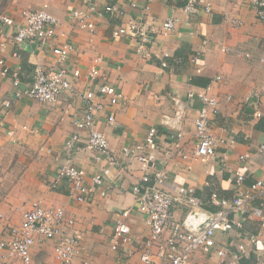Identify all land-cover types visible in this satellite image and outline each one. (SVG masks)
Returning <instances> with one entry per match:
<instances>
[{
    "label": "crops",
    "instance_id": "obj_1",
    "mask_svg": "<svg viewBox=\"0 0 264 264\" xmlns=\"http://www.w3.org/2000/svg\"><path fill=\"white\" fill-rule=\"evenodd\" d=\"M94 1L101 14H91L92 31L79 27L71 15L74 9L87 10L83 0H38L36 6H27L45 7L58 18L56 35L48 44L33 41L16 47L12 29L0 23V40L5 42L0 58L10 73L17 72L22 88L30 85L37 66L55 64L51 48L64 41L73 47L64 62L67 69L80 72L77 77L69 73L75 90L60 94L52 103L24 94L3 110L5 125L13 133L6 137L0 130V235H7L9 226H18L22 213L38 201L43 206H61L74 218L71 231L78 236L80 247L66 264H143L137 245L148 235V227L131 188L144 170L134 159L122 157V147L143 141L154 126L160 134L157 149H152L156 159L165 160L162 151L169 135L178 132L190 155L196 143L194 117L201 101L189 99L187 92L206 90L218 100L210 124L217 141L215 154L193 160L175 152L165 163L163 187L174 191L181 185L193 186L202 208L215 212L220 207L210 202V192L216 190L230 198L235 171L244 173V184L264 179V150L258 152L264 143V23L249 0H201L192 13L183 9L182 0H137L139 7H132L128 0ZM206 4L210 7L207 12ZM106 5H114L124 14L104 12ZM144 5V19L153 29L152 37L142 44L129 35L113 37V29L138 18ZM19 12L12 0H0V16L17 18ZM170 13L177 17V24L162 34L160 24ZM243 51L251 52L252 57H245ZM97 56L102 58L97 64L99 75L91 79L88 70ZM162 62L167 65L163 67ZM10 80L9 75L0 80V107L4 98L12 95ZM98 82L113 83L125 96L124 104L115 108L113 124L107 122L104 113H99L96 121L112 155L119 159L114 166L107 158L97 162L95 151L84 143L72 151L65 146L75 129L74 120L86 109L81 93L94 89ZM175 100L181 105L178 114ZM245 153L249 158L240 160L239 155ZM71 162L86 170L88 181L91 174L108 167L105 196L77 202L70 195L69 184L56 177L58 166ZM255 207L264 210V198L249 201L244 212L227 209V220L215 229L220 245L230 250L243 246L241 264H264V225L253 212ZM125 209L129 211L125 222L131 240L113 250L110 235ZM188 209V205L176 203L175 220H183ZM54 243L37 239L31 249L32 264H65L55 258ZM193 258L206 260L201 252ZM7 264L22 263L11 258Z\"/></svg>",
    "mask_w": 264,
    "mask_h": 264
},
{
    "label": "built area",
    "instance_id": "obj_2",
    "mask_svg": "<svg viewBox=\"0 0 264 264\" xmlns=\"http://www.w3.org/2000/svg\"><path fill=\"white\" fill-rule=\"evenodd\" d=\"M87 10L74 9L71 13L79 27L89 31L94 29L91 14H101L94 0H83ZM132 7L138 6L137 0H128ZM182 7L186 12L197 11L201 0H182ZM260 21L264 23V0H249ZM139 7V6H138ZM210 9L205 5L206 12ZM147 6L141 8L138 18H130L126 24L119 25L112 31L113 37L129 35L139 40L140 44L151 38L153 29L147 26L144 19ZM103 11L117 15H123L122 9L114 5H106ZM174 13L166 16L160 24V33L167 34L177 24ZM0 23L12 29V41L16 47L26 45L33 41L48 44L54 40L58 18L48 12L45 7L21 9L17 18L0 16ZM5 42L0 40V51L4 49ZM73 50L70 43L64 41L52 46L51 51L56 57V62L48 67L37 66L32 75V82L26 88H22L17 72H9L8 66L0 58V80L10 76L12 83V95L4 98L0 107V130H4L6 137H11L13 130L5 125L3 110L9 108L12 103L26 94L29 97L43 102L52 103L62 93L73 92L75 85L69 77L79 76L78 69H67L65 60ZM15 55L16 53L13 52ZM243 55L251 58V52L243 51ZM101 57L94 59V64L88 70L91 79L98 77L97 64ZM262 60V59H261ZM166 62H162L165 67ZM218 78V77H216ZM1 83V81H0ZM189 99L198 98L201 105L194 117V135L196 143L194 149L187 155L181 142V133H171L168 143L162 151L164 161H159L153 155L152 149H157L160 142V134L156 127L152 126L141 142L122 147L124 159L137 161L144 173L137 183L133 184L132 192L136 195V204L140 212L145 215L148 227V235L138 245L139 259L143 264H241L240 259L245 250L238 245L235 250L220 245L215 239V229L227 220V209L232 212H244L247 204L254 198H264V179H255L250 184H244L245 175L241 171L234 172V191L230 198L221 196L218 191L210 192V202L220 207L218 211L209 212L202 208L201 200L195 195V189L190 185H181L176 190L163 187L167 172L165 163L175 152L183 158L193 160H205L215 154L216 139L211 130V114L218 105L216 97L209 95L206 90L187 92ZM85 110L81 117L74 120V131L65 141L69 150L80 149L82 143L95 151V160L101 161L107 158L109 163L119 164V159L114 158L109 148L107 138L96 127L97 116L104 113L108 123L115 121V108L124 104L125 96L121 89L109 82H98L94 89H87L81 93ZM176 101V100H175ZM177 114L181 109L179 101H176ZM83 139H86L85 142ZM264 143L259 146L262 154ZM249 154L239 155L244 161ZM86 170L75 163L60 164L56 170V177L66 181L70 186V195L79 203L89 201L94 195L105 196L109 185L108 167H102L91 174L87 180ZM176 203H184L189 209L181 221H176L173 208ZM253 212L260 218L264 225V210L255 207ZM129 211L123 210L121 218L116 220L110 235L111 249L117 250L120 246L131 240L130 229L125 222ZM3 215L0 213V220ZM74 218L66 215L61 206H43L34 201L30 207L22 213L18 226H9L7 235H0V264H7L11 258L18 259L22 264H32L31 249L36 240L55 241L53 252L55 258L61 263H70L78 252L80 240L71 230L74 226ZM196 252L205 255L206 260L199 262L193 258Z\"/></svg>",
    "mask_w": 264,
    "mask_h": 264
},
{
    "label": "rangeland",
    "instance_id": "obj_3",
    "mask_svg": "<svg viewBox=\"0 0 264 264\" xmlns=\"http://www.w3.org/2000/svg\"><path fill=\"white\" fill-rule=\"evenodd\" d=\"M16 9L27 8V6H36L38 0H12ZM37 1V2H36Z\"/></svg>",
    "mask_w": 264,
    "mask_h": 264
},
{
    "label": "trees",
    "instance_id": "obj_4",
    "mask_svg": "<svg viewBox=\"0 0 264 264\" xmlns=\"http://www.w3.org/2000/svg\"><path fill=\"white\" fill-rule=\"evenodd\" d=\"M195 81H196V80H195ZM195 81H194V82H195Z\"/></svg>",
    "mask_w": 264,
    "mask_h": 264
}]
</instances>
